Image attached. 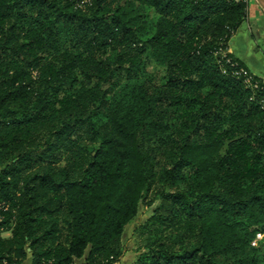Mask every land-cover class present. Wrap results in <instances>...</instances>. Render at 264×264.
<instances>
[{
  "label": "trees",
  "instance_id": "1",
  "mask_svg": "<svg viewBox=\"0 0 264 264\" xmlns=\"http://www.w3.org/2000/svg\"><path fill=\"white\" fill-rule=\"evenodd\" d=\"M247 13L0 0V264H117L141 205L134 264H264V80L228 52Z\"/></svg>",
  "mask_w": 264,
  "mask_h": 264
},
{
  "label": "crops",
  "instance_id": "2",
  "mask_svg": "<svg viewBox=\"0 0 264 264\" xmlns=\"http://www.w3.org/2000/svg\"><path fill=\"white\" fill-rule=\"evenodd\" d=\"M228 52L254 76L264 79V9L257 0H248L247 18L231 38ZM250 60L257 65L255 71L249 64ZM24 264L30 262L26 261Z\"/></svg>",
  "mask_w": 264,
  "mask_h": 264
},
{
  "label": "rangeland",
  "instance_id": "3",
  "mask_svg": "<svg viewBox=\"0 0 264 264\" xmlns=\"http://www.w3.org/2000/svg\"><path fill=\"white\" fill-rule=\"evenodd\" d=\"M152 69L158 70L162 73L160 68H157L151 63ZM250 66L252 65V70H256V64L254 62L249 61ZM264 80V79H262ZM152 208V207H151ZM151 208L145 205H141L138 210V214L135 219L126 227V230L123 235L122 244L124 247V253L122 258L118 263L121 264H134L139 253L137 252L138 248L141 246L143 240L145 239L146 232H144L143 226H145L146 222L151 216ZM6 237L7 235H3ZM264 245V238L261 240H255L253 245ZM117 263V264H118Z\"/></svg>",
  "mask_w": 264,
  "mask_h": 264
},
{
  "label": "built area",
  "instance_id": "4",
  "mask_svg": "<svg viewBox=\"0 0 264 264\" xmlns=\"http://www.w3.org/2000/svg\"><path fill=\"white\" fill-rule=\"evenodd\" d=\"M238 74L241 75V76H243V77H246V79H245V82H246V83H249V82H250V78L248 77L246 71L241 70ZM0 208H1L2 210H6V209H7L6 206L1 205V204H0ZM263 238H264V233H258V234L256 235L255 240H261V239H263ZM255 240H254V241H255ZM3 264H7V263L4 262Z\"/></svg>",
  "mask_w": 264,
  "mask_h": 264
},
{
  "label": "water",
  "instance_id": "5",
  "mask_svg": "<svg viewBox=\"0 0 264 264\" xmlns=\"http://www.w3.org/2000/svg\"><path fill=\"white\" fill-rule=\"evenodd\" d=\"M257 1L262 5V7L264 9V0H257Z\"/></svg>",
  "mask_w": 264,
  "mask_h": 264
}]
</instances>
